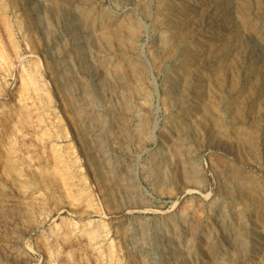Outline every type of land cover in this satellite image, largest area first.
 <instances>
[{
	"label": "rangeland",
	"instance_id": "rangeland-1",
	"mask_svg": "<svg viewBox=\"0 0 264 264\" xmlns=\"http://www.w3.org/2000/svg\"><path fill=\"white\" fill-rule=\"evenodd\" d=\"M263 17L0 0V264H264Z\"/></svg>",
	"mask_w": 264,
	"mask_h": 264
},
{
	"label": "bare ground",
	"instance_id": "bare-ground-1",
	"mask_svg": "<svg viewBox=\"0 0 264 264\" xmlns=\"http://www.w3.org/2000/svg\"><path fill=\"white\" fill-rule=\"evenodd\" d=\"M225 1V0H224ZM228 1V0H227ZM225 3H227V2H225ZM231 8V7H230ZM54 10H55V12L56 13H58V14H64L65 13V10H66V5H65V3H64V1H60L59 3H57L55 6H54ZM231 10V9H230ZM233 10V9H232ZM228 16V15H227ZM229 16H231V15H229ZM262 17V16H261ZM264 18V17H263ZM229 20V19H228ZM259 21V20H258ZM230 22V21H229ZM264 22V21H263ZM259 25V24H258ZM131 26V25H130ZM230 26V25H229ZM126 29V28H125ZM234 30V29H233ZM261 33V32H260ZM235 35V34H234ZM124 41V40H123ZM256 48V47H255ZM3 52V51H2ZM170 55V54H169ZM33 58V57H32ZM4 59V58H3ZM259 60V59H258ZM257 60V61H258ZM32 61V60H31ZM256 61V62H257ZM262 61V60H261ZM244 64V63H243ZM259 64V63H258ZM32 65H34L33 64V62H32ZM36 65V64H35ZM32 67H34V66H32ZM37 67V66H36ZM242 67V66H241ZM244 68V67H243ZM33 68H31L30 70H32ZM36 69H38V68H36ZM248 69V68H247ZM37 72V71H36ZM35 74V73H34ZM42 86V85H41ZM28 92V91H27ZM85 94H86V97H87V99H88V101L89 102H92L93 104L95 103V105L96 104H98L99 102H100V100H101V97H103V90L101 89V88H97V87H93L92 85H90L88 82H86V86H85ZM20 95V94H19ZM24 99V98H23ZM28 99V98H27ZM0 100H1V98H0ZM96 114L94 113V114H91V117H93V119H98V118H100L99 117V115H97V116H95ZM13 128V127H12ZM13 131H14V129H13ZM15 132V131H14ZM4 145H6V144H4ZM9 146V145H8ZM6 147V146H5ZM4 147V148H5ZM7 153V152H6ZM13 153V152H12ZM6 156H8V155H6ZM10 158V157H9ZM7 160H5V162H6ZM9 161H11L12 163H13V161L12 160H9ZM11 163V164H12ZM5 164V163H4ZM14 164V163H13ZM12 164V165H13ZM8 165H10V163L8 164ZM3 167V166H2ZM6 167V164H5V166H4V168ZM8 167V166H7ZM6 167V168H7ZM12 168V166L10 165L9 167H8V169L9 168ZM4 169V171H5V173H7V169ZM14 168V167H13ZM1 171L3 170L2 168L0 169ZM13 170V169H12ZM11 170V171H12ZM15 170L16 169H14L13 171L15 172ZM1 171H0V173H1ZM10 171V172H11ZM8 172H9V170H8ZM3 173V172H2ZM4 173V174H5ZM0 175H2V174H0ZM6 176L8 175V173L7 174H5ZM12 175H14L15 176V174H12ZM11 175V176H12ZM5 176V177H6ZM2 177V176H1ZM5 177H3V178H5ZM10 177V176H9ZM16 178V177H15ZM15 178H14V181H18V179H16L15 180ZM5 179H7V178H5ZM11 179H13V177L11 178ZM3 180V179H2ZM73 180V179H72ZM71 180V181H72ZM22 181V180H21ZM10 182V181H9ZM20 182V181H19ZM7 183V182H6ZM12 183H13V181H12ZM11 184V183H10ZM9 184V185H10ZM18 184V183H17ZM21 184V185H20ZM16 184H14L13 185V187H16L15 186ZM19 185L20 186H22L23 185V182L22 183H19ZM0 186H3V183H0ZM6 186V185H5ZM7 186H8V184H7ZM19 186V187H20ZM4 187V186H3ZM18 186H17V188H19ZM24 187V186H23ZM17 188H15V189H17ZM25 188V187H24ZM3 189V188H2ZM0 190H1V188H0ZM20 190H21V188H20ZM25 189H23L22 191H24ZM27 190V189H26ZM5 191H6V189H5ZM29 191V190H28ZM27 191V192H28ZM188 192H190L189 190H187ZM193 191V190H192ZM1 192V191H0ZM21 192V191H20ZM25 192V191H24ZM2 193V192H1ZM4 193V192H3ZM2 195V194H1ZM0 195V196H1ZM5 195H6V193H5ZM22 195H26V194H22ZM21 196V195H20ZM19 196V197H20ZM23 197V196H22ZM23 199L25 200V198L23 197ZM19 200V199H18ZM20 202V201H19ZM21 202H22V199H21ZM24 202V201H23ZM20 204V203H19ZM22 204V203H21ZM22 205H24V204H22ZM21 205V206H22ZM26 205V204H25ZM31 212V211H30ZM40 219V221L38 222V223H36L34 226H33V228H32V230H30L31 232H38L39 230H41L42 228H43V225H44V220H42L41 218H39ZM20 226V225H19ZM32 227V226H31ZM73 227V226H72ZM144 227H146V226H144ZM53 228V227H52ZM51 228V229H52ZM44 230V229H43ZM42 230V231H43ZM145 230V229H144ZM21 231V230H20ZM67 231H69V230H67ZM23 232H24V230H23ZM31 232H30V234H31ZM94 232V231H93ZM70 233V232H69ZM28 234V233H27ZM49 236V235H48ZM93 235H91V237H92ZM94 240V239H93ZM19 241H21V240H19ZM35 241V240H34ZM52 241H54V239H51V237H45L44 238V240H43V242H42V244H41V252L43 253V255H45V257H47L48 256V254L51 252L50 250H53V249H55L54 248V242H52ZM87 241H88V239H87ZM86 241V242H87ZM85 242V243H86ZM36 243H38V241H36ZM1 245V244H0ZM56 247V246H55ZM27 248V247H26ZM28 249V248H27ZM11 253V252H10ZM77 253V252H76ZM51 255V254H50ZM50 257V256H49ZM15 258V257H14ZM20 258V257H19ZM93 258V257H92ZM49 259V258H48ZM47 259V262H46V264H56L53 260H48ZM55 260V259H54ZM27 261V260H26ZM46 261V260H45ZM63 261V260H62ZM95 261V260H94ZM18 263V262H17Z\"/></svg>",
	"mask_w": 264,
	"mask_h": 264
}]
</instances>
